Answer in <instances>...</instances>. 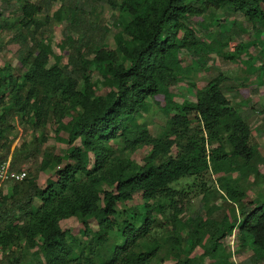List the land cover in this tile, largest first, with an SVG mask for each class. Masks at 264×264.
<instances>
[{
    "label": "trees",
    "instance_id": "1",
    "mask_svg": "<svg viewBox=\"0 0 264 264\" xmlns=\"http://www.w3.org/2000/svg\"><path fill=\"white\" fill-rule=\"evenodd\" d=\"M93 1H105L131 19L114 32V46L76 28L77 34L67 36L65 63L45 37L38 38L40 6L19 4L21 27L11 39L18 44L17 66H0V146L6 147L0 164L20 172L26 160L34 162L39 153L42 159L23 179L0 180V264H93L94 257L100 264H153L161 247L172 252L181 244L166 264H234L223 244L233 231L238 246L251 250L246 264H264V195L260 189L251 200L241 199L264 181V156L251 143L249 121L230 103L228 77L219 72L202 87L190 79L193 99L181 102L171 91L192 71L181 64L183 51L198 55L199 62L212 51L231 58L232 50L242 54L247 47L225 31L206 44L192 21L223 9L245 16L258 32L264 29V0ZM229 45L231 52H224ZM153 109L166 116L161 137L138 119ZM13 117L35 129L48 126L64 152L41 151L46 136L35 134L7 158L18 137L7 136ZM137 150L146 152L142 163L128 156ZM48 168L53 175L41 179ZM213 174L217 186L210 182ZM185 179L193 182L181 185ZM7 181L11 188L5 193L1 186ZM190 193L223 203L184 219ZM135 194L144 210L125 208L128 218L116 234L121 242H110L118 204L127 205ZM71 217L88 240L60 226ZM164 221L173 226L165 232L174 234H164V243L148 240L151 228L165 227ZM139 243L142 251L135 249ZM197 246L204 251L194 259ZM206 257L210 262L204 263Z\"/></svg>",
    "mask_w": 264,
    "mask_h": 264
},
{
    "label": "rangeland",
    "instance_id": "2",
    "mask_svg": "<svg viewBox=\"0 0 264 264\" xmlns=\"http://www.w3.org/2000/svg\"><path fill=\"white\" fill-rule=\"evenodd\" d=\"M20 2L35 3L40 6L41 11L36 14V19L39 20L42 26V35L38 38L45 37L44 42L51 44L53 54L59 57L61 63L66 62V57L69 49L68 35H75L78 32L76 28H87L86 33L92 32L93 36H103L105 41L111 46H114L113 34L116 32L124 21L131 19V16L127 13L121 12L118 9L112 7L105 1H93V0H0V66L5 64H11L12 67L17 66L18 59V44L12 41V36L20 31L18 19L21 15L19 9ZM264 10V3L262 4ZM74 18V19H73ZM79 22V23H78ZM192 26L196 29L197 34L202 37L206 44H208L219 31L228 32L231 36V40L237 41L236 44L247 45L245 52L239 54L234 52L232 47H223V51L233 52V56L228 58L223 54H217L212 51L208 57L204 56L202 61L196 60L198 55H191L183 51L180 54L181 64L183 67L190 65L192 71L183 73L184 80L178 82L175 86L171 87V91L175 95V100L181 102L184 99H193L191 89L187 84L191 79L195 82L197 87L204 86L211 77L216 74L223 73L228 77V84L232 85L231 91H228V97L232 106L240 112L250 123L251 129V143L259 146V152L264 156V29L256 32L252 28L250 22L246 20V17L241 14H230L223 9L216 10L213 14L205 13L202 17H197L195 21H192ZM238 25V26H237ZM242 28V29H241ZM233 29V30H232ZM232 30V32H231ZM233 31L235 33H233ZM222 41H225L223 39ZM51 60H53L51 58ZM97 72H94L92 79L95 80ZM105 89H99L98 92L104 93ZM2 113V107L0 106V114ZM140 121H146L149 126L150 133L154 136L161 137L165 131L166 116L159 110L153 109L145 113L144 116L138 118ZM193 120V116H190ZM12 129L7 132V136L10 139L14 134L18 133V137L12 141L9 145V152L7 158L14 149H18L22 141L28 145L30 140L35 134L45 135L46 141L41 145V151L53 150V153H62L65 150V145L55 140L52 136V130L47 126L46 131L42 129H35L31 127L29 123H22L15 117L11 120ZM4 140H0L2 144ZM6 147L0 146V155H4ZM176 149L173 148L172 154H175ZM146 154L145 151L137 150L134 153H128L138 163H142V158ZM42 154H37V158L34 162L26 160L23 165V171L27 172L31 167L33 171L37 164L40 163ZM32 162V163H31ZM261 173L264 174V166L259 167ZM53 175V169L48 168L41 173L40 178L44 179L46 176ZM234 176V175H233ZM217 175L211 176V181L217 186ZM1 180V179H0ZM193 180H183L181 185L190 184ZM2 191L9 192L11 188V181L2 183ZM261 189L264 195V181L258 186H250L248 193L241 199L243 202L251 200L255 197L257 191ZM190 200L187 202L185 218L195 216L197 213L205 212L206 208L213 205H220L222 199L211 197L208 202L202 199L201 194H191ZM207 202V203H206ZM34 203L37 205L39 201L36 199ZM125 208H133L138 212L143 211V201L139 194H135L133 199L127 205L118 204L117 206V227L110 233V242L114 241V237L118 243L121 240L116 236L118 230L124 227L123 221L128 218L125 214ZM154 215H159L160 219H164L159 212H154ZM167 224L169 227H167ZM92 230L96 229V223L94 220L90 222ZM60 226L63 229H67L71 234L75 235L78 239L88 240L89 236H83L79 230V221L75 217L67 218L60 221ZM165 227H152L150 232L152 236L148 237V240L158 237L160 243H164V234L167 236L174 233H167L166 228L171 230L173 228L170 222L164 221ZM83 237V238H82ZM223 244L226 251L231 253V260L234 264H246L248 257L251 255L250 248H240L235 239V231L229 236L223 239ZM183 244L179 245L177 249L172 252H165L163 247L159 249L158 257L155 258L153 264H166L172 262L175 253H178V249H182ZM143 245L139 243L136 246V250L142 251ZM204 249L201 246H197L191 252V256L194 259L202 254ZM182 255L181 253H179ZM2 257V254L1 256ZM210 262V259L206 257L204 263ZM93 264H100L98 257L93 258Z\"/></svg>",
    "mask_w": 264,
    "mask_h": 264
},
{
    "label": "built area",
    "instance_id": "3",
    "mask_svg": "<svg viewBox=\"0 0 264 264\" xmlns=\"http://www.w3.org/2000/svg\"><path fill=\"white\" fill-rule=\"evenodd\" d=\"M25 176V171L15 172L7 170L6 163L0 164V179L21 180ZM1 252V251H0Z\"/></svg>",
    "mask_w": 264,
    "mask_h": 264
}]
</instances>
